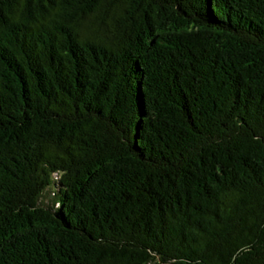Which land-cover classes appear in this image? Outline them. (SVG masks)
<instances>
[{
	"label": "trees",
	"instance_id": "obj_1",
	"mask_svg": "<svg viewBox=\"0 0 264 264\" xmlns=\"http://www.w3.org/2000/svg\"><path fill=\"white\" fill-rule=\"evenodd\" d=\"M0 264H264V0H0Z\"/></svg>",
	"mask_w": 264,
	"mask_h": 264
},
{
	"label": "rangeland",
	"instance_id": "obj_2",
	"mask_svg": "<svg viewBox=\"0 0 264 264\" xmlns=\"http://www.w3.org/2000/svg\"><path fill=\"white\" fill-rule=\"evenodd\" d=\"M53 197V195L52 194H50V197L49 198H52Z\"/></svg>",
	"mask_w": 264,
	"mask_h": 264
}]
</instances>
